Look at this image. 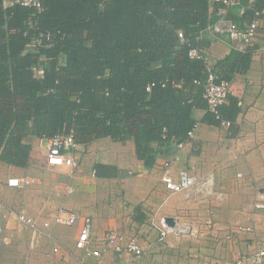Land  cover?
<instances>
[{
  "label": "trees",
  "instance_id": "trees-1",
  "mask_svg": "<svg viewBox=\"0 0 264 264\" xmlns=\"http://www.w3.org/2000/svg\"><path fill=\"white\" fill-rule=\"evenodd\" d=\"M5 1H12L5 6ZM43 11L0 0V161L27 168L29 139L74 131L79 145L102 138L126 144L148 168L199 122L207 109V70L189 51L210 42L223 4L211 0H41ZM213 12L210 13V8ZM264 0L227 8L244 30ZM244 9V11H243ZM184 34V41L179 38ZM50 36V39H49ZM200 37L202 40H200ZM251 52L235 53L220 79L249 69ZM42 70L41 75L38 71ZM154 85V86H153ZM151 90L148 91V87ZM234 122L238 100L221 109ZM204 123H220L207 111ZM201 123V122H200ZM98 165L99 178L115 177ZM142 221V219H138Z\"/></svg>",
  "mask_w": 264,
  "mask_h": 264
},
{
  "label": "crops",
  "instance_id": "crops-1",
  "mask_svg": "<svg viewBox=\"0 0 264 264\" xmlns=\"http://www.w3.org/2000/svg\"><path fill=\"white\" fill-rule=\"evenodd\" d=\"M257 1L247 0V3L253 6ZM12 4V1L4 2L5 6ZM226 11L222 9L219 20L208 28L212 40H203L200 49L209 56L218 72L235 53L247 51L245 49L251 52L249 69L244 73L233 69L230 73L232 88L226 104H230L231 98L237 99L240 113L234 122L231 121L230 128H224L204 123L208 109H197L194 118L201 125L196 139L180 151V161L173 167L175 175L186 170L202 180H211V187L207 191L193 189L171 194L161 181V175L165 159L173 156L175 150L160 153L154 166L148 168L136 157L133 141L122 144L102 138L79 145L76 152L79 176L74 178V186L68 185L73 193L66 190L69 197L73 196L68 200L69 208L63 206L66 201L60 195L53 196V207L58 210L51 212L46 220L52 219L63 207L81 216H90L97 243L109 230L137 238L146 250L145 256L137 260L142 264H234L238 258L250 256L264 246V208L258 207L264 205V8L250 48H245L243 42L245 29L237 28L226 19ZM212 12L213 7L210 8ZM28 142L32 151L27 168L16 167L19 170L11 172L7 164L0 161V192L4 188L15 189L7 184L12 178H33L24 171L31 168L45 141L33 138ZM99 145L104 148L96 152ZM43 153L46 162L47 153ZM98 165L113 168L115 177H96ZM88 167L93 178L86 177ZM108 185H113V189L109 190ZM111 192H114L112 199H108ZM77 198L81 204H76ZM162 217L176 220L175 232L164 240L160 239L156 227ZM186 225L192 234H183ZM2 228L3 224L0 231L4 233L6 229ZM78 230V226L71 229L53 226L50 235L75 251ZM67 237L71 247L64 242ZM44 240L34 239L30 243L31 251L26 258L24 254L21 256L19 264H79L77 260L66 261L65 256L55 255L53 242L50 240L51 244H47ZM75 255L80 258L82 253L76 251ZM102 259L104 264L135 262L112 250H104ZM3 262L14 264L7 257Z\"/></svg>",
  "mask_w": 264,
  "mask_h": 264
},
{
  "label": "built area",
  "instance_id": "built-area-1",
  "mask_svg": "<svg viewBox=\"0 0 264 264\" xmlns=\"http://www.w3.org/2000/svg\"><path fill=\"white\" fill-rule=\"evenodd\" d=\"M213 3H221L224 9L231 6L239 5L240 0H211ZM17 3L24 7L35 9L38 13L43 11L41 0H17ZM262 15V10L255 11L253 20L246 26L243 31V42L245 48H250L257 35L259 19ZM179 38L184 41V34L179 32ZM50 39V36H49ZM248 50V49H245ZM191 59L201 60L206 66V79L203 83L195 81V84L202 85L204 89L203 97L207 102V111L214 117L216 121L224 128H230L233 123L227 120L222 114V107L228 102L231 95L232 81L220 79L215 71V66L212 64L209 56L200 48H192L189 51ZM42 70L38 71L41 75ZM154 86V85H153ZM152 86L148 87V91ZM200 122H197L193 128L187 133V140L172 144L174 155L165 159L164 170L161 175L166 190L171 194H182L191 190H208L211 187V180H202L186 170H181L177 175L173 172L174 165L180 161V151L184 149L189 141L196 139L197 132L200 128ZM41 140L46 142L47 154L46 164L50 167L68 168L75 170L78 168L76 152L79 144H77L74 131L58 133L53 137H44ZM36 183V180L31 177L12 178L8 180V186L15 189H25ZM68 193H73L72 188L68 189ZM264 208V205H258ZM6 211V212H5ZM5 214L6 217H14L22 226L30 228L36 234L43 235L49 238L53 244V253L57 256H65V260L74 259L79 264H104V250H112L120 255L126 256L129 259L135 260L132 264H142L137 261L143 258L146 250L141 247L138 239L135 237H127L125 234L116 231H107L104 236L98 240L93 235V220L90 216H81L75 212L62 209L53 215L52 219L45 220L38 224L34 217H31L25 208L6 207L0 203V217ZM53 226L75 227L78 226V238L75 241V251L68 249L60 241L51 237L47 231ZM160 239L164 240L171 233L175 232V228L169 227L166 223V218L159 219L156 225ZM251 231V230H249ZM98 244V245H97ZM102 248V249H101ZM81 252L82 256L78 258L75 252ZM92 259L91 263L88 262ZM67 264H69L67 262ZM234 264H264V246L260 247L250 256H242L236 260Z\"/></svg>",
  "mask_w": 264,
  "mask_h": 264
},
{
  "label": "rangeland",
  "instance_id": "rangeland-1",
  "mask_svg": "<svg viewBox=\"0 0 264 264\" xmlns=\"http://www.w3.org/2000/svg\"><path fill=\"white\" fill-rule=\"evenodd\" d=\"M100 148H104V146H97L96 152H100ZM42 149L43 150L39 153V155L35 156L31 168L27 171H24L28 172L30 176L35 178L36 183L25 189L4 188L0 192V203L6 207L16 209L19 207L25 208L28 213L34 214L33 217L36 219L38 224H41V222L45 221L51 212L58 210L57 208L55 209V207H53V196L58 197L57 195H60L61 199L66 201V204H63V206L69 208L68 200L72 199L73 196L69 197L66 193V190H68L70 187L68 185L74 186V178L79 176L78 173L80 171H76L79 169V164L78 168L73 171L68 168L48 166L43 158V152L45 151L47 153L45 142L43 143ZM82 163L84 164V161H82ZM91 166L92 164H90V167ZM90 167H88V170H86L87 179L93 178ZM6 168L11 172L19 170L18 168L8 164L6 165ZM131 179L134 180V176H132ZM108 188L109 190L111 188L113 189V185H108ZM113 193L114 192L109 193L110 197H108V199H112ZM76 204H81V201L78 198ZM64 207L62 209H64ZM0 219L2 221L0 225L3 224L2 229H6L4 233H1L0 231V264H2L4 257H7V260H11V262L14 264H19V262L22 261L20 260L21 256L24 254V258H26L29 251H31L30 248H32V246L30 243L34 239L39 240L41 238H45L44 243H50L49 238L36 234L30 228L22 226L14 217H6V215L3 214ZM59 227L63 229H71V227ZM183 229H185L183 234L187 235L193 233V231H191L187 225L184 226ZM47 233L50 234L51 231L49 230ZM64 242L67 246L71 247L72 243L68 237L64 239ZM5 252H8L7 256H5Z\"/></svg>",
  "mask_w": 264,
  "mask_h": 264
},
{
  "label": "water",
  "instance_id": "water-1",
  "mask_svg": "<svg viewBox=\"0 0 264 264\" xmlns=\"http://www.w3.org/2000/svg\"><path fill=\"white\" fill-rule=\"evenodd\" d=\"M166 223L169 227L174 228L176 226V220L174 218H166Z\"/></svg>",
  "mask_w": 264,
  "mask_h": 264
}]
</instances>
